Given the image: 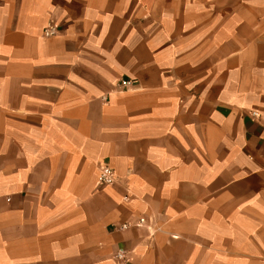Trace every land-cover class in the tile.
Here are the masks:
<instances>
[{"label":"crops","instance_id":"0c3cea01","mask_svg":"<svg viewBox=\"0 0 264 264\" xmlns=\"http://www.w3.org/2000/svg\"><path fill=\"white\" fill-rule=\"evenodd\" d=\"M0 264H264V0H0Z\"/></svg>","mask_w":264,"mask_h":264},{"label":"built area","instance_id":"2783aa9c","mask_svg":"<svg viewBox=\"0 0 264 264\" xmlns=\"http://www.w3.org/2000/svg\"><path fill=\"white\" fill-rule=\"evenodd\" d=\"M59 33V27L55 24L50 22L43 30V36L44 37H53ZM115 182V177L113 174V170L110 166H103L100 169V175H99V183L102 185H111ZM144 220L142 219L140 223H142ZM119 259H123L124 255L122 253L118 254Z\"/></svg>","mask_w":264,"mask_h":264},{"label":"rangeland","instance_id":"374dc122","mask_svg":"<svg viewBox=\"0 0 264 264\" xmlns=\"http://www.w3.org/2000/svg\"><path fill=\"white\" fill-rule=\"evenodd\" d=\"M48 24H49V23H48ZM48 24H47V25H48ZM45 27H46V26H45ZM45 27H44V28H45ZM43 30H44V29H43ZM47 38H48V37H47Z\"/></svg>","mask_w":264,"mask_h":264}]
</instances>
